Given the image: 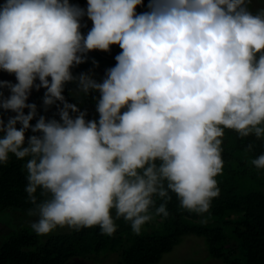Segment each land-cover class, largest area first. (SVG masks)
<instances>
[{"label":"clouds","instance_id":"1","mask_svg":"<svg viewBox=\"0 0 264 264\" xmlns=\"http://www.w3.org/2000/svg\"><path fill=\"white\" fill-rule=\"evenodd\" d=\"M143 3L0 4V71L17 81L0 80V109L16 113L7 122L0 116V164L10 154L26 160L27 215L38 217V236L94 226L111 236L113 210L140 234L154 215H169V192L184 210L206 213L220 195L225 129L264 139V8L253 12L252 0H149L137 13ZM84 16L93 25L86 36ZM112 45L122 51L102 82L73 75L89 52ZM68 82L77 99L99 93L98 120L68 102ZM33 88L46 89L45 110L57 105L59 119L31 123ZM250 163L264 170V154Z\"/></svg>","mask_w":264,"mask_h":264},{"label":"trees","instance_id":"2","mask_svg":"<svg viewBox=\"0 0 264 264\" xmlns=\"http://www.w3.org/2000/svg\"><path fill=\"white\" fill-rule=\"evenodd\" d=\"M71 3L87 8V0H71ZM148 3L149 0H144L142 6H137V13L148 11ZM249 7L256 12L252 5ZM81 24L86 25L81 28L83 34H87L93 26L87 16L82 18ZM121 51L118 45H112L109 52L91 51L87 54L86 62L74 69L73 75L90 73L98 82H102L104 77L101 70L114 67L117 63L115 57ZM75 88V82L65 84L63 94L68 102L77 104L81 111L87 110L86 119L98 120L94 97L99 93L93 91L88 97H81V102L71 94ZM3 91L5 96L10 95L8 89ZM45 91L29 96L28 103H35L38 109L32 124L40 115L48 119L60 118L57 105L45 110ZM57 104L63 106L60 102ZM24 111L27 114L29 109ZM0 115L7 122L16 113L0 109ZM33 134L29 129L26 138ZM249 144L253 145L252 150H248ZM222 148L224 167L216 177L220 195L212 200L208 212L198 214L184 210L176 194L169 192V215H154L150 220L153 228L142 230L140 234L132 231L130 222L122 217L116 219L113 210L117 230L111 236L101 234L99 226H94L52 234L45 239L29 225L22 224L31 218L27 213L33 207L25 192L27 180L23 165L26 160L10 154L9 161L0 164V264H71L79 258L97 260L101 254L108 252H119L120 257L115 264H155L188 234L204 237L210 256L222 264H264V170L250 163L264 154V139L254 136L241 138L237 132L225 129ZM155 199L158 207L163 201L159 197ZM151 211L154 213L155 209ZM5 218L10 220L6 221ZM184 264L200 263L189 261Z\"/></svg>","mask_w":264,"mask_h":264},{"label":"rangeland","instance_id":"3","mask_svg":"<svg viewBox=\"0 0 264 264\" xmlns=\"http://www.w3.org/2000/svg\"><path fill=\"white\" fill-rule=\"evenodd\" d=\"M3 3L4 0H0V4ZM250 5H252V7L255 8L253 9L254 11H257L261 8H264V0H252V3ZM84 35L86 36L87 34ZM76 67L77 66L72 68V73ZM106 70L107 69L101 70V74L104 78L106 75ZM0 80H7L13 83L17 82L14 74H10L5 71H0ZM37 83H39L38 80ZM44 90L45 89L43 88H41L40 90H36L35 88H33L31 95L39 94ZM29 217L31 218L26 219V221L22 222V224L29 225L31 227V223L34 220L38 219V217H34V216H29ZM7 219L8 221L10 220V218H5L6 221ZM3 220L4 218L1 219L2 222H4ZM152 228H153V222L149 221L143 225L142 230L145 229L150 230ZM70 231H72V229L70 228H58L52 234L67 233ZM50 235L42 236V238L45 239ZM119 257H120L119 252H108L106 254L104 253L101 254L97 258V260H94L93 258H89V259L79 258V259H74L71 264H115L118 261ZM189 261L199 262L200 264H222L220 260L210 256L207 249V244L205 242V238L194 234L184 235L181 238V240L178 242V244L175 245V247L171 251L165 253L161 258V260L155 264H184Z\"/></svg>","mask_w":264,"mask_h":264}]
</instances>
